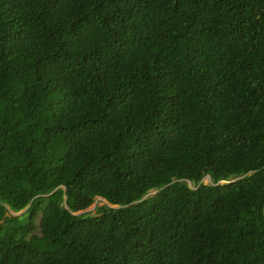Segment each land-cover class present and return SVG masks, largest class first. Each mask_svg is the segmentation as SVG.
<instances>
[{"label": "trees", "instance_id": "1", "mask_svg": "<svg viewBox=\"0 0 264 264\" xmlns=\"http://www.w3.org/2000/svg\"><path fill=\"white\" fill-rule=\"evenodd\" d=\"M0 264H264V0H0Z\"/></svg>", "mask_w": 264, "mask_h": 264}, {"label": "rangeland", "instance_id": "2", "mask_svg": "<svg viewBox=\"0 0 264 264\" xmlns=\"http://www.w3.org/2000/svg\"><path fill=\"white\" fill-rule=\"evenodd\" d=\"M203 182L204 183H211V181H210V178L209 177H206L204 180H203ZM191 186V188H195V187H193V185H190ZM153 194H155V193H153ZM105 204V202L104 201H102V200H100V199H97L96 200V203L91 207V208H89V209H87L86 211H84V212H81L82 214H95V209H96V207L97 206H100V205H104ZM25 211H23V212H20V213H18L17 215H21L22 213H24Z\"/></svg>", "mask_w": 264, "mask_h": 264}, {"label": "clouds", "instance_id": "3", "mask_svg": "<svg viewBox=\"0 0 264 264\" xmlns=\"http://www.w3.org/2000/svg\"><path fill=\"white\" fill-rule=\"evenodd\" d=\"M210 178V177H209ZM210 181H211V179H210ZM203 182V181H202ZM204 183V182H203ZM204 184H213L212 183V181H211V183H204ZM98 199H100V200H102V201H104L105 202V204L104 205H107V202L104 200V199H102V198H98ZM96 203V202H95ZM91 208V207H90ZM86 211V210H85ZM23 212V211H22ZM82 212H84V211H82ZM79 214H82V213H79Z\"/></svg>", "mask_w": 264, "mask_h": 264}]
</instances>
